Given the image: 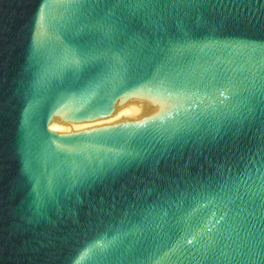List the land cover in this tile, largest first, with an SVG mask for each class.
Instances as JSON below:
<instances>
[{
	"label": "water",
	"instance_id": "95a60500",
	"mask_svg": "<svg viewBox=\"0 0 264 264\" xmlns=\"http://www.w3.org/2000/svg\"><path fill=\"white\" fill-rule=\"evenodd\" d=\"M0 264H264V0H0Z\"/></svg>",
	"mask_w": 264,
	"mask_h": 264
}]
</instances>
